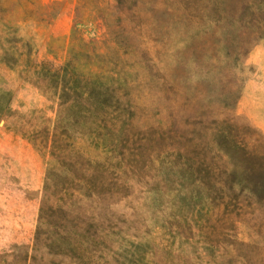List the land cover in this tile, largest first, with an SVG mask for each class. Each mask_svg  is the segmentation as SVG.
Here are the masks:
<instances>
[{"label": "rangeland", "instance_id": "rangeland-1", "mask_svg": "<svg viewBox=\"0 0 264 264\" xmlns=\"http://www.w3.org/2000/svg\"><path fill=\"white\" fill-rule=\"evenodd\" d=\"M187 5L0 0V264H264V0Z\"/></svg>", "mask_w": 264, "mask_h": 264}, {"label": "trees", "instance_id": "trees-1", "mask_svg": "<svg viewBox=\"0 0 264 264\" xmlns=\"http://www.w3.org/2000/svg\"><path fill=\"white\" fill-rule=\"evenodd\" d=\"M226 0H188L190 16L198 23L202 31L210 38L221 40L225 45L224 55L237 56L238 61L250 53V45L241 38L227 15ZM219 47V53H220ZM216 59V57H214ZM218 61V59H217Z\"/></svg>", "mask_w": 264, "mask_h": 264}]
</instances>
